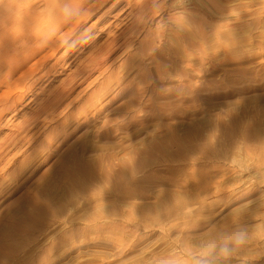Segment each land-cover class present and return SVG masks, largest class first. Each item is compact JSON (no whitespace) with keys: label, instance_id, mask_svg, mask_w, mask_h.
I'll list each match as a JSON object with an SVG mask.
<instances>
[{"label":"rangeland","instance_id":"374dc122","mask_svg":"<svg viewBox=\"0 0 264 264\" xmlns=\"http://www.w3.org/2000/svg\"><path fill=\"white\" fill-rule=\"evenodd\" d=\"M44 1L0 0V23L46 13ZM107 1L74 35L97 21L64 65L50 68L52 60L43 71L35 58L0 87V264L190 259L241 228L246 243L216 264H264V0H199L206 16L201 8L191 16L214 34L205 56L195 41V68L158 78L153 68H117L128 60L117 52L83 82L74 71L87 53L128 25L127 0ZM181 1L158 3L185 17ZM69 78L80 82L69 99L34 121L46 94Z\"/></svg>","mask_w":264,"mask_h":264},{"label":"bare ground","instance_id":"6f19581e","mask_svg":"<svg viewBox=\"0 0 264 264\" xmlns=\"http://www.w3.org/2000/svg\"><path fill=\"white\" fill-rule=\"evenodd\" d=\"M92 1L93 0H78L77 2L75 1V3H72V0H45L44 2L46 4V8H48L46 13L42 14L38 10L36 11L33 10L30 13L29 17L22 21H12V22L6 21L0 23V40H1V36L6 37V39H3L4 44L0 43V87L1 86L3 87L4 84L7 85L10 79L13 78L15 71H17L20 68L28 67V64L31 61H33L35 58L36 60L32 63V65H34L35 68H39L42 70L52 60H54V62L52 61L53 63L51 64L50 68H56L61 63L64 65L66 60L69 58L70 54L74 50V48L77 46L78 42L82 41L81 40L82 37L89 31V28L93 27L96 24L97 21L88 29L81 32L80 35H78L75 39L73 38L74 35L77 34L82 29L84 23L90 17L98 13L99 9H101L102 5L106 3L107 0H97L91 3ZM121 1L122 0H116L115 2L116 4H119L121 3ZM126 5L129 8L131 7L130 11L126 14V17L124 18L127 19L128 25H125L124 28H119L115 33L111 35L108 34L107 38L103 42H101V44L98 45L95 44V46H93L91 50L87 53V56L84 57V60L79 64V66L77 65L78 67L76 68H80V69L75 70L74 73L78 72L79 74L78 76L82 77L83 82L86 79H89V77L93 72L100 71L102 68L104 69L110 68L111 66L110 64H112L110 63V61L115 62L117 59H119L118 56L115 55L117 52H121L122 55L128 54V60L127 61L125 60V62L118 65L117 68H126V69L153 68V73L158 78H161L162 76L165 77L168 75V73H166L167 68H195L193 63V55H194L193 50L195 47V41L198 42L199 44L200 54L204 56L206 55L208 50L207 44L212 34H214V30L212 29L210 23L204 20V17L206 16L207 12L205 7L199 0H188V1L180 2L179 7H181L182 10L185 12V17H180V16L177 17L174 16L172 13L169 14L168 12H164L165 11L164 5L158 3V0H127ZM200 8L202 10L201 15L204 16L203 17L204 21L199 20L200 21L199 22L192 18L190 12L195 10L199 11ZM166 10L169 9L166 8ZM219 10L217 11L216 9H213L211 10V13L215 16L219 15L220 17L222 15H225L221 9ZM72 38L73 40H71ZM117 55H119V53ZM231 57L232 56L229 50H225L224 60L229 61L231 60ZM108 63L110 64L108 65ZM4 66L16 68V69L8 72L5 71L4 73H2L3 68L1 67ZM107 70L108 69H106V71ZM120 75L121 74H119V76ZM146 75L147 73H142L141 82L143 83L147 82L148 79L146 80ZM66 79L65 82H61V84L59 83L60 86L58 88L56 86L57 89L55 88L56 90L53 93H50V95L46 94L45 96L46 98H43L45 99L43 104L41 105L40 103L41 107L39 108L40 109L39 113L36 114L35 112L36 115L33 117L34 121L40 115H44V121H45L47 116H49L52 112H54L57 109V107L61 105L60 103L63 102L65 98L70 96L69 94L72 91V89H75L73 88L74 85H79L78 83H80L78 80L77 83L75 81V78H69L68 80ZM27 80L28 79H26V76L25 78L22 76L19 78V81L21 82L26 83ZM106 84L108 85L107 82ZM124 86H126V88ZM124 86H123L124 89H127V85L124 84ZM129 86H130V90L132 91L134 86L133 85L132 86L129 85ZM138 89L139 86L135 85L134 90H138ZM15 96L16 95L14 94L13 97ZM14 100L15 98H12L5 103L9 104V101H14ZM8 106L10 107V105ZM8 110L11 111V108ZM35 111L37 110L35 109ZM23 119H25V117ZM24 129L25 131L27 130L26 127L22 125L20 130L22 131ZM52 136L54 137L53 134ZM5 139L7 138L5 137ZM11 144L13 143H10V145ZM5 145L6 144L0 146L1 154L4 151V148L6 149ZM46 157L47 155L45 156V158ZM72 178H75V175ZM5 181H7V179ZM34 208L36 209V205L34 206ZM37 208L40 210L43 209L39 205H37Z\"/></svg>","mask_w":264,"mask_h":264},{"label":"clouds","instance_id":"9594fccd","mask_svg":"<svg viewBox=\"0 0 264 264\" xmlns=\"http://www.w3.org/2000/svg\"><path fill=\"white\" fill-rule=\"evenodd\" d=\"M246 240L247 231L245 228H241L223 236L220 241H210L198 252H190V259L169 257L157 259L155 264H216L218 259L228 260L236 247L244 245Z\"/></svg>","mask_w":264,"mask_h":264}]
</instances>
